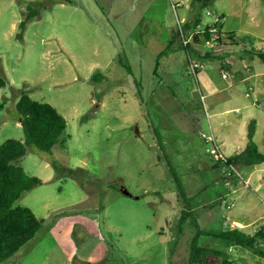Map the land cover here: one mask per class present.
I'll return each instance as SVG.
<instances>
[{
    "label": "rangeland",
    "instance_id": "rangeland-1",
    "mask_svg": "<svg viewBox=\"0 0 264 264\" xmlns=\"http://www.w3.org/2000/svg\"><path fill=\"white\" fill-rule=\"evenodd\" d=\"M194 4L0 0V75L7 82L0 145L25 140L17 111L23 91L68 123L65 144L52 153L28 145L18 161L42 183L13 208L29 207L44 224L1 264H187L195 222L204 232L237 226L248 234L264 223V164L228 177V168L213 167L203 138L214 132L229 157L244 147L256 119L264 151V0ZM30 7L36 14L22 31ZM207 11L224 15L226 31L210 44L200 35L214 20ZM198 14L203 22L189 35L203 65L196 78L179 21L184 27ZM226 60L244 77L237 81ZM180 189L193 197L194 214L183 226ZM200 243L223 249L232 264H264L253 250L215 236L201 235Z\"/></svg>",
    "mask_w": 264,
    "mask_h": 264
},
{
    "label": "trees",
    "instance_id": "trees-1",
    "mask_svg": "<svg viewBox=\"0 0 264 264\" xmlns=\"http://www.w3.org/2000/svg\"><path fill=\"white\" fill-rule=\"evenodd\" d=\"M211 2L212 0H194L196 8L207 6ZM35 14V9L30 7L29 15L20 23L22 31L25 30L27 22ZM201 18V15L198 14L192 22L184 25L186 35L189 36L192 31L197 29L201 23ZM219 26L221 30V24ZM200 31V35L206 40L211 41L213 39L207 27ZM229 37L236 42H244L246 39L245 36H236L235 34ZM184 46L188 52L189 63L190 57L193 58L191 46L190 43ZM259 56L264 61V52H259ZM223 65L230 67L226 64ZM6 85V79L0 75V90ZM17 111L25 140L10 138L0 145V264L31 240L44 224L43 220L38 218L29 207L13 208L14 203L24 192L42 183L41 178L29 175L18 161L26 155L28 145L34 146L41 152L52 153L58 144H65L66 137L64 135L68 125L66 118L53 105L34 99L26 91H23L17 103ZM255 132L256 122L252 120L249 123L246 147L227 157L226 163L223 161L214 162L213 167L221 168L224 165L253 167L263 164L264 151L259 148L255 141ZM171 170L173 169L171 168ZM179 197L184 204L180 218V225L183 226L194 214L191 210L193 197L188 196L182 189L179 190ZM195 226L197 231L191 243L187 264H209L211 257L222 258V264H232L228 261L227 254L223 249L201 245L200 237L204 234L224 239L232 245L251 249L264 257V250L261 246V243L264 242V223L253 234H248L237 226L222 230L219 233L204 232L199 227L198 222H195Z\"/></svg>",
    "mask_w": 264,
    "mask_h": 264
},
{
    "label": "built area",
    "instance_id": "built-area-1",
    "mask_svg": "<svg viewBox=\"0 0 264 264\" xmlns=\"http://www.w3.org/2000/svg\"><path fill=\"white\" fill-rule=\"evenodd\" d=\"M207 14L208 15H212L213 16V22L211 23H208L206 24V27L208 28V31L212 34L213 36V39L214 40H217L219 38V34L220 33V24L222 23L223 21V17L219 14H213V12L211 11H207ZM180 22V33H181V36L183 38V43L184 45H188L191 40H192V37L191 36H188L185 34V31H184V28H183V25H182V22ZM201 24L198 25V29L200 28ZM212 39V40H213ZM208 44H210V40L207 41ZM189 66L191 68V72L192 74L197 78V75H198V71L203 68V65L199 62V61H196L194 60L193 58L190 57L189 59ZM223 76L225 78H228L229 77V73L228 72H224L223 73ZM254 88L251 86L250 87V91H252ZM202 99H204V96L202 95ZM203 138L205 140V143L207 145H210V154L212 155V158L214 159V162H219V161H223L224 163H226V160H227V156L225 154H223V152L221 151V148H220V143H219V140L217 138V136L215 135L214 132H212L211 135H206V134H203ZM224 167L228 168L227 171V175L228 177H236V176H240V172L238 170V167L236 166H227V165H224ZM264 177V175H263ZM246 182L248 183V181L246 180ZM224 205L228 208H230V204L225 200L224 201Z\"/></svg>",
    "mask_w": 264,
    "mask_h": 264
},
{
    "label": "crops",
    "instance_id": "crops-1",
    "mask_svg": "<svg viewBox=\"0 0 264 264\" xmlns=\"http://www.w3.org/2000/svg\"><path fill=\"white\" fill-rule=\"evenodd\" d=\"M221 16L223 17V19H224V15L223 14H221ZM202 22L203 21H201V23L200 24H202ZM205 24H208V23H205ZM205 27H206V25H205ZM221 33H226V31H225V29H224V24H223V22L221 23ZM247 56V55H246ZM225 64H227V65H230V69L232 70V71H234V73H235V75H236V78L238 79V78H243L244 77V75L242 74V73H238V68L236 69H234L233 68V66H232V62H229L228 60H226V62H225ZM261 66L262 64H258V65H254L255 67H257V66ZM237 66H239V65H237ZM248 68V69H252V67L251 66H245V68ZM261 70H263V66H262V69ZM246 71H247V69H246ZM245 72V71H244ZM249 72V71H248ZM253 72H255V71H253ZM261 74H263V72L261 73H255V74H253V75H251V77H253V78H255L256 76H261ZM237 81H239V79L237 80ZM237 81H235L234 82V85H237ZM236 92V91H235ZM258 105H260V99L258 98ZM239 109V108H238ZM253 120H255V122H256V124H257V120L256 119H253ZM256 133V132H255ZM246 135H247V137H248V131L246 132H244V147H242V148H240V151L241 150H243L245 147H246V145H247V143H248V139H247V141H246ZM263 143H264V139H263ZM264 164V163H263ZM263 164H261V165H256V166H253L252 168H257V167H260V166H262Z\"/></svg>",
    "mask_w": 264,
    "mask_h": 264
}]
</instances>
